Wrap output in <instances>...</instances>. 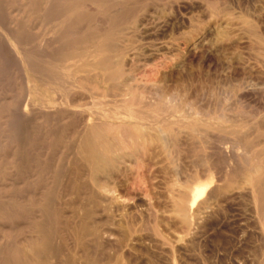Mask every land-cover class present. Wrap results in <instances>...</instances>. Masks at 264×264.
<instances>
[{
	"label": "rangeland",
	"instance_id": "rangeland-1",
	"mask_svg": "<svg viewBox=\"0 0 264 264\" xmlns=\"http://www.w3.org/2000/svg\"><path fill=\"white\" fill-rule=\"evenodd\" d=\"M97 3L99 8L88 10L84 20H74L71 29L107 33L111 25L108 19L114 13L111 7H125L129 13L121 17L112 37L118 44L123 41L121 45L136 39L134 44L141 46L142 57L138 56L135 65L138 84L134 83L133 89L108 82L96 71L62 69L66 78L74 79L80 95L78 102L70 103L65 91L58 95L54 84L41 82L26 71V66L23 69L14 59L0 60V110L9 111L0 120V264H28L21 259L14 261L12 254L33 240L42 244L45 238H49L50 252L43 251L35 264H264V0ZM138 19L158 24L147 20L144 32L142 28L134 31ZM52 26L29 32L36 38L28 47L33 49L32 43L45 47L53 37ZM201 34L207 38L204 49L193 55L188 42ZM69 36L73 41L80 35ZM148 91H166L170 96L169 92L176 98V109L166 112L141 104L140 94L146 96ZM127 92H139V99L126 108L127 112L148 113V119L137 121L150 124L153 131H145L147 126L140 127L136 118H114L110 98L122 101ZM97 96L104 101L101 109L93 105ZM27 98L33 110L20 108ZM160 98L162 102L164 98ZM95 112L106 122L117 120L133 126L131 139L122 140L118 132L116 140L111 132L105 136L107 144L117 146L114 155L124 160L114 172L117 191L113 200L104 199L91 171L81 166L76 156L85 120L92 119ZM158 127L166 135H155ZM149 132L158 136L152 144ZM257 164L260 169L252 171ZM247 174L252 175L250 180ZM246 179L249 183L245 184ZM191 186L208 188L200 201L210 197L207 208L200 216L192 213L187 224L178 217L175 206Z\"/></svg>",
	"mask_w": 264,
	"mask_h": 264
},
{
	"label": "bare ground",
	"instance_id": "bare-ground-1",
	"mask_svg": "<svg viewBox=\"0 0 264 264\" xmlns=\"http://www.w3.org/2000/svg\"><path fill=\"white\" fill-rule=\"evenodd\" d=\"M169 1V0H168ZM174 1V0H173ZM185 1V0H184ZM121 2V1H120ZM132 2V1H131ZM137 2V1H136ZM154 2V1H153ZM119 3V2H118ZM151 3V2H150ZM177 3V2H176ZM180 3V2H178ZM117 4V3H116ZM152 4V3H151ZM172 4V2H171ZM184 4V3H183ZM125 5V4H124ZM178 5V4H177ZM181 5V4H179ZM194 5V4H193ZM198 5V3L196 4ZM134 6V5H133ZM137 6V5H136ZM157 6V5H156ZM171 6V5H170ZM239 6V5H238ZM127 7V6H126ZM139 7V6H138ZM136 7V9L138 8ZM183 7V6H182ZM99 5L97 3V0H0V60H3V62H9V60L14 59L17 61V65L22 66L23 69L24 66H26V71H29L31 75L36 76L39 78L41 82H44L47 84L52 83L54 84L53 90L60 95L61 91H65L68 95L67 100L70 103H76L80 99V95L76 92L77 85L74 82V79L72 77H65L64 73H62V69H68V70H75L78 73L86 72V71H96L102 74V77H105L108 82L111 83H122L127 86L128 89H133L132 85L135 83L137 80V75L136 73V68L135 65L138 60L139 55V47H137L134 44V41H131L132 38L130 39L129 42L124 43L123 45L116 43V40L112 37L120 24H121V17L123 15L125 16L126 14L129 13L125 7L122 8H116L114 9L111 7V11L114 13L110 15L108 22L111 24L108 28L109 31L106 32H80V31H75L72 30V23L74 20H84L85 19V13L88 12V10H95L98 9ZM129 8V5H128ZM132 8V6H131ZM130 8V10H131ZM146 8V7H145ZM179 8V7H177ZM173 9V8H172ZM134 10V9H133ZM141 10V8H140ZM156 10V9H155ZM177 10V9H175ZM190 10V9H189ZM240 10V9H239ZM245 10V9H244ZM255 10V9H253ZM178 11V10H177ZM181 11V10H180ZM214 10H212L213 12ZM219 11V10H218ZM226 11V10H225ZM96 12V11H95ZM133 12V11H132ZM131 12V15H132ZM137 12V11H135ZM154 12V11H153ZM174 12V11H173ZM217 12V10H216ZM222 12V11H221ZM244 12V11H243ZM250 12V11H249ZM134 13V12H133ZM145 13V12H144ZM143 13V14H144ZM149 13V12H148ZM151 13V12H150ZM157 13V12H156ZM160 13V12H159ZM171 13V12H170ZM211 13V12H210ZM235 13V12H234ZM247 13V11H246ZM136 14V13H135ZM152 14V13H151ZM161 14V13H160ZM167 14V13H165ZM183 14V13H182ZM240 14V13H239ZM251 14V13H250ZM253 14V13H252ZM147 15V14H146ZM149 15V14H148ZM169 15V14H168ZM208 15V14H207ZM206 15V16H207ZM212 15V14H211ZM217 15V14H216ZM229 15V14H227ZM193 16V15H192ZM99 17V16H98ZM143 17V16H142ZM141 17V18H142ZM163 17V16H161ZM167 17V16H166ZM245 17V16H244ZM254 17V16H253ZM256 17V16H255ZM259 17V15H258ZM100 18V17H99ZM130 18V17H128ZM144 18V17H143ZM151 18V16H150ZM154 18V16H153ZM243 18V17H242ZM156 19V18H155ZM184 19V18H183ZM214 19V18H213ZM249 19V18H248ZM128 20V19H125ZM148 19H138L137 22H134V31L138 30L140 31L139 28H145L146 21ZM164 20V19H163ZM260 20V19H259ZM89 21V20H88ZM124 21V20H123ZM148 21H153L152 19H149ZM156 21V20H155ZM153 21V23L155 22ZM166 21V20H165ZM169 21V19H167ZM166 21V23H167ZM172 21V19L170 20ZM183 21V20H182ZM193 21V19L189 20ZM253 21V20H252ZM157 22V21H156ZM155 22V23H156ZM176 22V21H175ZM222 21H220L221 23ZM77 23V21H76ZM88 23V22H86ZM124 23V22H123ZM131 23V22H130ZM129 23V24H130ZM166 23H163V25H166ZM227 23V22H226ZM53 25L52 27L55 29L53 37L50 38L49 40L46 41L45 47L41 48L42 46H38L34 43H32L35 46H32L33 49H30L27 44L31 43L32 38H36V33L34 34L35 36H30L28 34L29 32H38L39 29L47 28L49 25ZM96 24V23H94ZM132 24V23H131ZM152 24V22H151ZM158 24V22H157ZM174 24V23H172ZM183 24V23H182ZM228 24V23H227ZM253 24V22H252ZM256 24V23H255ZM80 25V24H79ZM123 25V24H122ZM163 25L161 24L160 26L163 29ZM206 25V24H205ZM214 25V24H213ZM217 25V24H216ZM220 25V24H219ZM254 25V24H253ZM81 26V25H80ZM79 26V27H80ZM148 26V22H147ZM231 26V25H230ZM244 26V25H243ZM247 26V25H246ZM252 26V25H251ZM260 26V25H259ZM77 27V25H76ZM89 26L87 25V28ZM128 27V26H127ZM130 27V26H129ZM132 27V28H133ZM150 27V26H149ZM152 27V25H151ZM155 27V26H154ZM157 27V26H156ZM155 27V28H156ZM169 27V26H168ZM167 27V28H168ZM198 27V26H197ZM222 27V26H221ZM227 27V26H226ZM229 27V26H228ZM248 27V26H247ZM253 27V26H252ZM126 28V25H125ZM124 28V30H125ZM166 28V27H164ZM171 28V27H170ZM245 28V26H244ZM243 28V29H244ZM255 28V27H253ZM258 28V27H257ZM144 29L141 30L144 32ZM151 29V28H150ZM159 29V30H160ZM205 29V28H204ZM226 29V28H225ZM240 29V28H239ZM242 29V28H241ZM250 29V28H249ZM81 30V29H80ZM83 30V29H82ZM164 30V29H163ZM166 30V29H165ZM180 30V29H179ZM198 30V29H197ZM217 30V29H216ZM220 30V29H218ZM231 30V29H230ZM237 30V29H236ZM248 30V29H246ZM155 31V30H154ZM157 31V30H156ZM155 31V32H156ZM174 31V30H173ZM211 31V30H210ZM213 31V30H212ZM232 31V30H231ZM230 31V32H231ZM234 31V30H233ZM244 31V30H243ZM260 31V30H259ZM130 32V31H129ZM133 32V31H132ZM142 32V33H143ZM146 32V31H145ZM196 32V31H195ZM201 32V31H199ZM235 32V31H234ZM241 32V31H240ZM245 32V31H244ZM258 32V31H256ZM69 33L74 34V35H80L79 38L75 36L72 38L69 36ZM126 33V32H125ZM131 33V32H130ZM137 33V32H136ZM139 33V32H138ZM149 33V31H148ZM165 33V32H164ZM169 33V31H168ZM179 33V32H178ZM191 33V32H190ZM237 33V32H236ZM128 34V33H127ZM146 34V33H145ZM174 34V33H173ZM208 34V32H207ZM228 36V32L226 33ZM29 35V36H28ZM137 35V34H136ZM135 35V36H136ZM231 33L229 34V36ZM236 35V34H235ZM49 36V35H48ZM134 36V35H133ZM134 36V37H135ZM196 36V35H195ZM238 36V34H237ZM236 36V38H237ZM240 36V35H239ZM238 36V37H239ZM261 36V35H260ZM259 36V37H260ZM77 37V38H76ZM122 37V36H121ZM138 37V36H136ZM144 37V36H143ZM192 37V36H191ZM213 37V36H212ZM232 37V36H231ZM262 37V36H261ZM140 38V37H138ZM184 38V37H183ZM216 38V37H215ZM221 38V37H219ZM235 38V36H234ZM242 38V37H241ZM142 39V38H141ZM144 39V38H143ZM190 39V37H189ZM188 39V40H189ZM227 39V38H226ZM126 40L127 39H123ZM139 40V39H138ZM207 40V38H206ZM205 36L204 34L198 35L195 38L189 40L188 46L190 47L192 51H194L193 55L198 52V50L204 49L203 47L205 46ZM218 40V39H217ZM231 40V39H230ZM237 40V39H236ZM242 40V39H241ZM245 40V39H244ZM144 41V40H143ZM264 41V40H263ZM125 42V41H124ZM167 42V41H166ZM184 42V41H183ZM208 44L211 42L210 40L207 41ZM235 42V41H234ZM45 43V42H44ZM148 42H146L147 44ZM150 43V42H149ZM214 43V40L212 42ZM236 43V42H235ZM234 43V44H235ZM40 44V43H39ZM151 44V43H150ZM167 44V43H166ZM171 44V42H170ZM169 44V46H170ZM207 44V45H208ZM238 44V43H237ZM242 44V43H241ZM119 45V46H118ZM121 45V46H120ZM145 45V44H144ZM158 45V44H157ZM172 45V44H171ZM179 45V44H178ZM177 45V46H178ZM210 45V44H209ZM209 45L207 46L209 49ZM218 45V44H217ZM232 45V43H231ZM236 45V44H235ZM148 46V45H147ZM184 46V45H183ZM31 47V45H30ZM49 47H53L52 51L48 50ZM160 47V46H159ZM185 47V46H184ZM158 48V47H157ZM156 48V49H157ZM206 48V47H205ZM224 48V46H223ZM29 49V50H28ZM142 47V51H143ZM166 49V48H165ZM188 49V50H189ZM141 50V49H140ZM151 50V49H150ZM168 50V49H167ZM211 50V49H210ZM216 50V49H215ZM154 51V50H152ZM164 51V50H163ZM166 51V50H165ZM182 51V50H181ZM191 51V52H192ZM146 52V51H145ZM149 52V51H148ZM155 52V51H154ZM162 52V51H161ZM168 52V51H167ZM171 52V51H170ZM188 52V51H186ZM215 52V51H214ZM147 53V52H146ZM189 53V52H188ZM148 54V53H147ZM153 54V53H151ZM156 54V53H155ZM165 54V53H164ZM142 55V53H141ZM143 57H146L145 54L143 53ZM149 55V54H148ZM142 57V56H140ZM198 57V56H197ZM148 57H146L147 59ZM153 58V57H151ZM155 58V57H154ZM158 58V57H157ZM164 58V57H163ZM145 59V60H146ZM149 59V58H148ZM147 59V60H148ZM184 59V58H183ZM7 60V61H5ZM148 64L150 63L147 61ZM163 60V59H162ZM141 61V60H140ZM143 61V60H142ZM157 61V60H156ZM164 61V60H163ZM152 62V61H151ZM147 64V66H148ZM12 65V64H11ZM141 65V64H140ZM145 65V64H143ZM151 65V64H149ZM156 65V64H155ZM162 65V63H161ZM159 66V65H158ZM157 66V67H158ZM175 66V65H174ZM179 66V65H178ZM2 67V66H1ZM13 67V66H12ZM54 67L60 68L58 70L57 68L55 70ZM144 68V66H142ZM172 67V66H171ZM142 68V69H143ZM10 69V68H9ZM138 69V68H137ZM141 69V68H140ZM153 70V68H152ZM21 71V70H20ZM135 71V72H134ZM149 71V70H148ZM157 71V70H156ZM164 71V69H163ZM13 72V71H12ZM71 72V71H70ZM143 71H140V73ZM209 72V71H208ZM206 72V73H208ZM63 75H62V74ZM159 73V72H158ZM169 73V72H168ZM15 74V73H13ZM163 75V74H162ZM161 75V76H162ZM166 75V74H165ZM165 75H163L165 77ZM208 75V74H207ZM11 76V75H10ZM14 76V75H13ZM146 76V75H145ZM144 76V77H145ZM162 76V78H163ZM170 76V75H169ZM5 77V76H4ZM151 77V76H150ZM168 77V76H167ZM230 77V76H229ZM140 78V77H139ZM166 78V77H165ZM169 78V77H168ZM167 79V78H166ZM25 80V79H24ZM10 81V80H9ZM163 81V80H162ZM165 82V81H163ZM12 83V82H11ZM138 84V82H136ZM135 83V84H136ZM10 84V83H9ZM121 84V85H122ZM134 84V85H135ZM29 85V84H28ZM56 85V86H55ZM177 85V84H176ZM164 86V85H163ZM173 86V85H172ZM135 87V86H134ZM140 87V86H139ZM145 87V86H144ZM169 87V86H168ZM138 88V86H137ZM146 88V87H145ZM14 89V88H13ZM143 89V88H142ZM151 89V88H150ZM172 90V88H171ZM170 90V91H171ZM27 91V90H26ZM133 91V90H132ZM142 91V90H141ZM139 91V92H141ZM151 91V90H150ZM158 91V90H157ZM162 91V89H161ZM160 91V92H161ZM137 93H133V95L125 94V97L122 98V101L119 100L117 101V98L112 96L110 98V102L113 103V108L111 109L112 114L114 118H119L121 117H128L131 119H135L137 121V118L143 119H148L149 117L147 115L145 116V111L144 113L142 112H127V109L131 108V104L134 103L137 99ZM144 92V90H143ZM152 94V92L148 91V95H143L144 93H141L140 96H142V99L139 101L141 104L149 107H155L158 106L159 110H164L166 112H173L175 108V103L173 102L174 97L171 98L172 94L167 96V92L163 91L158 94L155 93ZM64 93V92H63ZM108 94V93H107ZM135 94V95H134ZM159 96H158V95ZM128 95V96H127ZM123 96V95H122ZM159 97V98H158ZM163 97L164 100L162 101L164 104H159L162 103L161 98ZM158 98V99H157ZM166 98V99H165ZM182 99V98H181ZM187 100V99H186ZM22 101V100H21ZM107 101V100H106ZM184 101V100H183ZM103 100L99 98L98 96L93 99V105L95 107L100 108L103 105ZM179 102V100H178ZM188 102V101H187ZM23 103V102H22ZM174 103V104H173ZM183 103V102H182ZM190 103V102H189ZM179 104V103H178ZM187 104V103H186ZM21 105V104H20ZM92 105V104H91ZM164 105V106H163ZM90 106V105H89ZM191 106V105H190ZM24 107V111L27 110L28 107L33 110V106L30 103V99L27 98V100L24 103V106H21L20 108ZM141 107V105H140ZM189 107V106H188ZM187 107V108H188ZM16 108V107H15ZM19 108V107H18ZM87 108V107H86ZM127 108V109H126ZM150 108V109H151ZM163 108V109H162ZM12 109V108H11ZM176 109V108H175ZM22 110V109H21ZM49 110V109H48ZM103 110V109H102ZM192 110V108H191ZM16 111V110H15ZM37 111V110H35ZM52 111V110H50ZM55 111V110H54ZM95 111V110H94ZM93 111V112H94ZM97 111V110H96ZM20 112V111H18ZM43 112V111H42ZM45 112V111H44ZM101 111H99L100 113ZM9 111L5 109L0 110V120L5 118L8 115ZM92 113V111H91ZM152 113V112H151ZM159 113V112H158ZM19 114V113H18ZM44 114V113H43ZM97 112L93 113V118L92 119H87L85 120L86 122V128L83 133L82 138L80 139L79 146L76 151V156L78 158V162L81 166L87 167L92 175L94 176L95 180L99 184V190L101 191V194L104 196L105 200H108L107 198L113 200L116 199V184H115V177H114V172L119 168V163H123L124 161L122 157L119 155H114L115 154V149L114 146L111 144H107V139L105 136H107V132H111L113 135V138L117 139V133L118 132L122 137V140H128L132 138L133 135V126L131 125L130 122H119L116 123V121H107L103 120L102 117H97ZM22 115V113H21ZM27 115V114H24ZM19 116V115H17ZM34 116V114H33ZM32 116V117H33ZM60 116V115H59ZM167 116V115H166ZM14 117V115H13ZM25 117V116H24ZM67 117V116H66ZM152 117V116H150ZM188 117V116H187ZM21 118V117H20ZM24 119V118H23ZM22 119V120H23ZM29 119H31L29 117ZM159 119V118H158ZM181 120V119H180ZM14 121V120H13ZM30 121V120H29ZM28 121V122H29ZM159 121V120H158ZM9 122L12 123V121L9 120ZM27 122V121H26ZM139 123V121H137ZM157 122V121H156ZM159 123V122H158ZM157 123V124H158ZM185 123V122H184ZM31 124V122H29ZM136 124V123H135ZM140 124V123H139ZM156 124V125H157ZM160 124V123H159ZM9 125V124H8ZM108 126L105 128V126ZM131 125V129H130ZM152 125H154L152 123ZM13 126V125H12ZM29 126V125H28ZM27 126V127H28ZM31 126V125H30ZM137 125H134V127ZM144 126L145 131H149L152 129L150 127V124L145 125V122L140 124V127ZM160 126V125H158ZM117 127V128H115ZM129 127V128H128ZM140 127H137L138 129ZM192 127V126H191ZM18 128V127H17ZM136 128V127H135ZM134 128V130H135ZM151 128V129H150ZM160 128V127H158ZM157 128V129H158ZM21 129V128H20ZM116 129V130H115ZM118 129V130H117ZM137 129V130H138ZM154 129V128H153ZM153 129L151 131H153ZM5 130V129H4ZM197 130V129H196ZM203 130V129H202ZM54 131V130H53ZM155 131V130H154ZM177 131V130H176ZM194 131V130H193ZM204 131V130H203ZM169 132V131H168ZM167 132V134H168ZM185 132V131H184ZM210 132V131H209ZM208 132V133H209ZM147 133V132H146ZM145 133V134H146ZM154 133V132H153ZM152 132H149L151 135V141L148 138L149 144L154 141L155 135L158 136H164L166 135L165 131L160 128L159 133L153 135ZM156 133V132H155ZM170 133V132H169ZM177 133V132H176ZM196 133V131H195ZM207 133V134H208ZM215 133V132H214ZM132 134V135H131ZM172 134V133H171ZM170 134V135H171ZM192 134V132H191ZM231 134V133H230ZM169 135V134H168ZM174 135V134H173ZM202 135V134H201ZM205 135V134H204ZM212 135V134H210ZM215 135V134H214ZM149 136V135H148ZM147 136V137H148ZM155 136V137H154ZM157 136V137H158ZM172 136V135H171ZM177 136V135H175ZM196 136V135H195ZM8 137V136H7ZM14 137V136H13ZM156 137V138H157ZM207 137V136H206ZM111 138V137H110ZM112 138V139H113ZM204 138V137H203ZM208 138V137H207ZM115 139V140H116ZM158 139V138H157ZM211 138H209L210 140ZM113 140L112 142L114 143ZM134 140V138H133ZM132 140V141H133ZM156 140V139H155ZM165 140V139H164ZM205 140H207L205 138ZM208 140V142H210ZM76 141V140H75ZM144 141L145 138H144ZM217 141V140H216ZM118 142V141H117ZM122 142V141H121ZM126 143V141H124ZM134 142V141H133ZM110 143V142H109ZM131 144V141L129 142ZM139 143V142H138ZM118 144V143H117ZM135 144V143H134ZM148 144V145H149ZM132 145V144H131ZM147 145V144H146ZM163 145V144H162ZM119 146V145H118ZM126 146V145H125ZM164 146H167L166 143ZM135 145H133V148ZM138 147V146H137ZM248 147V146H247ZM250 148V147H249ZM144 150V149H143ZM121 151V148H120ZM127 153L128 150L126 149ZM147 151V150H146ZM145 151V152H146ZM118 152V151H117ZM137 153L134 149V153ZM251 152V151H250ZM260 152V151H258ZM121 152H119L120 154ZM130 155L134 154L133 152L129 151ZM147 153V152H146ZM248 153V151L246 152ZM118 154V153H117ZM124 155V153L122 152ZM245 154V153H244ZM74 155V154H73ZM122 155V156H123ZM136 155V154H135ZM248 155V154H247ZM245 155V156H247ZM251 155V154H250ZM134 156V155H133ZM249 156V155H248ZM259 156V155H258ZM126 157V156H125ZM139 157V156H138ZM142 157V156H141ZM149 157V156H148ZM143 158V157H142ZM211 158V157H210ZM263 158V157H262ZM135 159V158H134ZM236 160V159H235ZM248 160V159H247ZM257 160V159H256ZM240 161V160H239ZM245 161V160H244ZM264 161V160H262ZM261 161V162H262ZM238 162V161H237ZM248 162V161H247ZM76 163V162H75ZM137 163V162H136ZM218 163V162H216ZM220 163V162H219ZM232 163V162H231ZM236 163V162H235ZM258 163V161H257ZM56 164V163H55ZM212 164V163H211ZM247 164V163H246ZM128 165V164H127ZM223 165V164H222ZM225 165V164H224ZM242 165V164H241ZM251 165V164H250ZM254 165V164H253ZM261 165V164H260ZM79 166V165H78ZM141 166V165H140ZM238 166V165H237ZM262 166V165H261ZM219 167V166H218ZM240 167V166H238ZM236 167V168H238ZM256 169H251L252 171L259 170L258 164L255 166ZM253 168V167H252ZM258 168V169H257ZM242 169V168H241ZM215 170V169H214ZM231 170V169H229ZM236 170V169H235ZM234 170V171H235ZM239 170V168H238ZM118 171V170H117ZM116 171V172H117ZM148 171V170H147ZM206 171V170H205ZM220 171V170H219ZM248 171V170H247ZM236 172V171H235ZM208 173V172H207ZM238 173V172H236ZM250 173V172H249ZM199 174V172H198ZM218 174V173H216ZM255 174V172H254ZM222 175V174H221ZM230 175V174H229ZM250 175V174H249ZM248 176L249 180L251 179ZM56 176V175H55ZM224 176V175H222ZM218 177V176H217ZM196 178V177H195ZM264 180V179H263ZM245 181V180H244ZM117 183V182H116ZM231 183V182H230ZM246 183L247 179H246ZM263 184V182H260ZM214 184V183H213ZM211 185V183H210ZM248 185V184H247ZM220 186V185H219ZM58 187V186H57ZM190 188V187H189ZM217 188V187H216ZM227 189V188H226ZM216 191V189H214ZM208 191V188L206 186H201V187H194L189 190L187 194H183L181 198L176 203L175 210L177 212L178 217H180L185 223H189L190 215L192 213H195L196 216H200L202 213V209L206 207L205 205L207 204V200L200 201L199 197L202 194H206ZM181 194V193H180ZM182 195V194H181ZM205 197V195H203ZM118 197V196H117ZM33 198V197H32ZM203 198V197H202ZM123 199V198H122ZM123 202V201H122ZM6 204V202H5ZM8 204V203H7ZM175 205V204H174ZM196 208L195 212L194 210L192 211L193 208ZM194 208V209H195ZM207 208V207H206ZM205 208V209H206ZM123 209V207H122ZM101 211V210H100ZM208 213V212H207ZM211 213V212H210ZM200 214V215H199ZM209 214V213H208ZM175 214V216H177ZM205 215V214H204ZM203 215V216H204ZM200 218V217H199ZM104 219V218H101ZM121 219V218H120ZM195 219V218H194ZM207 219V218H206ZM200 222V221H199ZM3 225V224H2ZM6 226V225H3ZM196 226V225H195ZM41 232V231H40ZM186 233V232H185ZM35 238V237H34ZM39 239V236H36V240ZM86 239V238H85ZM76 240V239H75ZM108 241V240H107ZM29 243V242H28ZM65 245V244H64ZM50 248V241L49 238H45V240L42 242V244H39L37 242H31L29 244H26L25 246L21 247L19 252H15L12 254V258L14 261L16 260H22L28 264H35V260H37L40 257V254L43 253V251H49L47 250ZM110 248V247H109ZM52 252V251H51ZM93 252V251H92ZM10 254V253H9ZM43 255V254H42ZM133 256V255H132ZM9 258L8 256H4ZM11 257V256H10ZM43 258V257H41ZM10 259V258H9ZM11 260V259H10ZM13 261V262H14ZM119 261V260H118ZM11 262V261H10ZM37 263V262H36Z\"/></svg>",
	"mask_w": 264,
	"mask_h": 264
}]
</instances>
